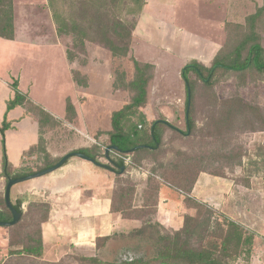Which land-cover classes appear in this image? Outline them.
Returning a JSON list of instances; mask_svg holds the SVG:
<instances>
[{"label":"rangeland","instance_id":"374dc122","mask_svg":"<svg viewBox=\"0 0 264 264\" xmlns=\"http://www.w3.org/2000/svg\"><path fill=\"white\" fill-rule=\"evenodd\" d=\"M236 2L243 10L238 13L237 7L238 14L228 18L227 35L218 56H227L249 32L247 18L258 9H262V14L255 32L264 49V0ZM13 7L14 39L0 40V107L1 103L5 105L3 99H12L11 85L17 81L18 90L29 102L55 117L39 129L45 155H34L27 162L26 167L37 172L43 168L44 157L58 160L68 152L70 139L87 131L89 121L83 120L84 115L101 112L98 126L103 128L107 116L130 100L132 93L124 86L133 79L131 58L135 56L131 46L125 58H114L101 46L88 43L82 50L74 49L70 37L56 35L45 0H13ZM230 11L234 13L232 8ZM67 52L72 53L73 61L68 59ZM213 60L203 66L209 68ZM187 63L164 57L158 59L156 67L152 66L143 107L146 121L150 124L164 119L178 131L165 128L160 150L138 157L141 171H130L138 173V177L130 176L128 171L116 179L113 207L124 217L139 218L143 222L139 230L113 234L107 242L96 241L95 246L83 251L65 249L58 257L47 253L45 258L43 252L39 258L9 255L21 245H34L32 240L40 236L47 205L30 203L21 206L23 218L17 228L0 227V264H124L128 256L150 259L156 250V230L151 225L157 222L162 226L155 190L167 186L173 193L187 194L194 181L204 175L225 179L231 185L230 192L225 194L220 207L202 200H186V213L180 214L182 220L191 216L203 221L202 214L207 210L204 206L212 209L211 221L226 218L252 238L250 256L241 257L237 264H264V74L219 70L212 86L190 75L193 93L189 109L193 125L188 130L184 116L185 86L180 77ZM91 95L103 99H92ZM68 104L73 107L72 112H67ZM28 108L29 105L23 107L21 113L26 111L35 120ZM93 139L96 144H106L97 135ZM99 161L106 163L102 158ZM153 170L157 177L149 178L146 173ZM136 179L144 183L140 195L135 194ZM122 190L128 191L123 199L119 198ZM91 257L95 262L86 260Z\"/></svg>","mask_w":264,"mask_h":264},{"label":"crops","instance_id":"0c3cea01","mask_svg":"<svg viewBox=\"0 0 264 264\" xmlns=\"http://www.w3.org/2000/svg\"><path fill=\"white\" fill-rule=\"evenodd\" d=\"M237 7L236 0H145L131 38L135 60L153 67L157 66L158 59L164 57L180 64L196 61L205 65L211 62L222 49L227 35L225 24L229 17L235 16ZM231 8L234 13L230 14ZM242 10L238 7V13ZM91 98L103 99L96 95H91ZM8 101L3 99L5 105L1 103L0 127ZM158 102L162 104V101ZM177 102L181 103V99ZM22 108L16 107L6 114L9 128L4 133V150L11 172L26 168L32 156L25 157L24 154L39 142V123L26 111L22 114ZM113 112L107 116V124L103 128L98 126L101 112L84 115L83 120L89 121L87 131L78 132L79 135L76 133L74 139H70L71 146L67 153L100 145L93 138L98 133L111 131ZM103 115L106 116L105 113ZM49 116L55 119L51 114ZM100 138L102 143L107 141L104 135ZM3 156L0 136V199H3L6 185L2 175ZM129 174L138 177L136 172L129 171ZM137 181L135 194L140 195L144 183L142 179ZM115 188L116 176L112 172L73 157L50 174L14 185L10 190V200L12 204L20 201L22 208L36 202L47 205V220L40 226L43 254L45 258L48 257L47 253L58 257L65 249L69 252L83 251L95 246L99 239L129 233L142 226L138 218H123L121 214L113 213ZM230 189L231 185L225 179L210 175L198 177L188 194L180 191L173 193L167 186L157 187L155 194L159 222L167 229L179 231L183 226L182 215L186 213V198L220 207Z\"/></svg>","mask_w":264,"mask_h":264},{"label":"trees","instance_id":"16d2710c","mask_svg":"<svg viewBox=\"0 0 264 264\" xmlns=\"http://www.w3.org/2000/svg\"><path fill=\"white\" fill-rule=\"evenodd\" d=\"M45 2L56 34L58 36L70 37L74 49L82 50L86 43L98 45L107 50L114 58L129 56L132 33L145 5V0H45ZM261 14L262 9H258L254 15L247 18L249 32L227 56L217 55L209 68L196 61H191L181 69L180 77L185 86L184 116L188 130L193 125L190 109L187 110V92L190 95V102L193 93L190 75H194L204 85L212 86L219 70L234 73H244L253 70L259 74H264V49L260 45L259 36L255 32V25ZM14 35L13 0H0V39L13 41ZM67 56L70 61L74 60L71 52H67ZM131 61L134 70L133 79L124 88L132 93V97L128 104L112 113L111 131L97 134V136L104 135L107 137L106 144H97L90 149L73 151L74 153L85 155L97 164L96 166H105L104 169L112 172L116 176V179L124 176L131 169H141L138 160L141 154L146 152L155 153L160 150L165 128L178 131L164 119L153 121L150 124L147 123L144 114L141 112V108L146 103V90L152 78L151 71L153 67L149 64H139L133 58H131ZM11 89L14 96L6 104L4 121L0 127L1 144L4 152L2 175L6 180L34 173L27 167L18 172H11L10 170L4 150V133L9 128V124L6 123V114L16 107H26V105H29L28 111L34 114L40 129L48 121H52V118L45 110L29 102L26 95L18 90L17 81L12 83ZM72 109L73 107L68 104L67 112H72ZM108 146H114L116 150H111L106 160L104 150ZM42 154L45 155V151L39 141L37 146L29 149L24 156L31 157ZM127 156L131 157V168H126L124 165L123 159ZM101 158L106 160L105 164L99 161ZM43 160V168L40 170L49 168L58 161H51L48 157H44ZM121 169L124 170L121 171ZM154 174V170L151 173L148 172L149 178H156L157 176ZM158 180L160 181L159 178ZM126 195H128V191L122 190L119 198L123 199ZM188 199L186 198L185 201ZM113 204V213H121L113 207ZM13 207L21 213V218L17 224L8 227L9 229L17 228L23 218L21 202H15ZM45 208L46 212L42 223L47 220L48 207L46 206ZM204 208L207 210H204L202 214L204 217L203 221L191 216H185L183 226L179 231L168 232L159 223L154 222L151 225L156 230V250L154 256L150 259L128 256L123 263L237 264V261L241 257L248 258L251 253L252 238L246 236L238 224L226 218H212L213 221H211L213 210L205 206ZM132 209L135 210V208ZM11 219V214L6 209L3 198L2 206H0V222L7 223ZM139 233L142 232L139 231ZM108 240H110V236L97 241L105 243ZM32 242H34V245H21L19 250L10 251L9 255L41 257L43 252L41 228L39 238L35 241L32 240ZM86 260L88 262H95L94 257L87 258Z\"/></svg>","mask_w":264,"mask_h":264},{"label":"water","instance_id":"95a60500","mask_svg":"<svg viewBox=\"0 0 264 264\" xmlns=\"http://www.w3.org/2000/svg\"><path fill=\"white\" fill-rule=\"evenodd\" d=\"M187 102H188V105H187V110H188L189 109V105H190L189 92H187ZM111 150H116V148L114 146H108V147L105 148L104 155H105V159L106 160L108 159V153ZM73 157H76V158H79V159H82V160H85V161H89V162L93 163L94 165H97L91 159L87 158L85 155H83L81 153L69 152V153H66L65 155H63L62 157H60L58 159V161L54 165L49 167V168L42 169L40 171L34 172V173H32L30 175H27V176H24V177H17V178H9V179H7L6 180L5 189H4L3 198H4L5 207L9 211V213L11 214L12 219H11L10 222H7V223L0 222V227L8 228V227L14 226L15 224L18 223V221L21 218V213H19L18 211L15 210V208L13 207V204L11 203V200H10V190H11V188L14 185H17V184H20V183H23V182H26V181H30V180H33V179H36V178H40V177H43V176H45L47 174H50V173L58 170L59 168H61L69 159H71ZM98 166L101 167V168H105V166H103V165H98ZM123 170L124 169H121V171H123Z\"/></svg>","mask_w":264,"mask_h":264},{"label":"built area","instance_id":"2783aa9c","mask_svg":"<svg viewBox=\"0 0 264 264\" xmlns=\"http://www.w3.org/2000/svg\"><path fill=\"white\" fill-rule=\"evenodd\" d=\"M123 161H124V165H125L126 168H131L132 164H131V157L130 156L125 157L123 159ZM132 170L133 169H131V171ZM136 170L141 171V169H136ZM146 175H148V173H146Z\"/></svg>","mask_w":264,"mask_h":264}]
</instances>
